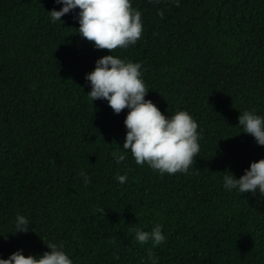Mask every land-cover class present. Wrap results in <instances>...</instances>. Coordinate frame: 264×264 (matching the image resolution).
Returning a JSON list of instances; mask_svg holds the SVG:
<instances>
[{
    "label": "trees",
    "instance_id": "obj_1",
    "mask_svg": "<svg viewBox=\"0 0 264 264\" xmlns=\"http://www.w3.org/2000/svg\"><path fill=\"white\" fill-rule=\"evenodd\" d=\"M131 3L142 38L109 53L79 36V9L60 23L54 0H0V259L55 242L73 264H152L149 251L158 264H264V196L223 187L225 171L239 179L264 159L238 125L245 110L264 116V0ZM110 54L142 65L164 115L197 121L190 174L162 176L122 149L127 109L87 96L85 76ZM18 214L27 233H14ZM157 224L165 243L136 241Z\"/></svg>",
    "mask_w": 264,
    "mask_h": 264
},
{
    "label": "clouds",
    "instance_id": "obj_2",
    "mask_svg": "<svg viewBox=\"0 0 264 264\" xmlns=\"http://www.w3.org/2000/svg\"><path fill=\"white\" fill-rule=\"evenodd\" d=\"M54 3L61 8L47 12L52 22L62 23L63 16L79 9L75 17L79 23V36L92 43L96 50L109 53L126 50L142 38V13L132 6L131 0H54ZM142 76L140 63L111 54L103 56L95 62L94 70L85 76L90 85L87 96L91 102L106 101L115 115L127 109L122 149L131 153L138 166L147 165L162 176L190 174L200 152L199 124L187 111L181 110L169 117L151 100H146L149 90ZM238 125L244 134L254 138L258 146L264 147V116L257 115L254 110H245L238 116ZM112 155L117 164L126 159L122 152ZM78 175L87 187L90 178L83 171ZM116 179L120 184L127 182L126 175H119ZM223 187L228 191L236 189L242 194H256L258 191L264 196V159L252 162L239 179L225 171ZM96 211L104 214L102 208ZM29 230L27 217L18 214L14 233ZM135 239L140 244L151 242L153 248L166 241L159 224L151 232L137 229ZM46 248L48 250L39 257L25 256L17 250L7 259H0V264H73L62 243L48 242ZM148 255L152 264H158L159 257L151 251ZM114 256L118 259V255L114 253Z\"/></svg>",
    "mask_w": 264,
    "mask_h": 264
}]
</instances>
